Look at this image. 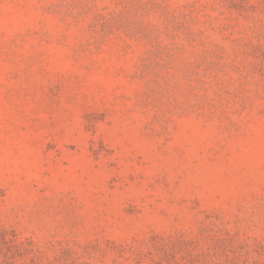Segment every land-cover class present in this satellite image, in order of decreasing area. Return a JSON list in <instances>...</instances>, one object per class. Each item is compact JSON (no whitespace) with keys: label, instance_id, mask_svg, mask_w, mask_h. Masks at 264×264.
Masks as SVG:
<instances>
[{"label":"rangeland","instance_id":"rangeland-1","mask_svg":"<svg viewBox=\"0 0 264 264\" xmlns=\"http://www.w3.org/2000/svg\"><path fill=\"white\" fill-rule=\"evenodd\" d=\"M0 264H264V0H0Z\"/></svg>","mask_w":264,"mask_h":264}]
</instances>
